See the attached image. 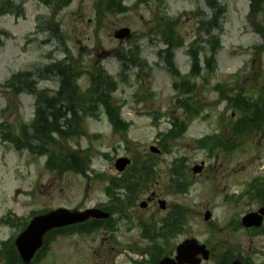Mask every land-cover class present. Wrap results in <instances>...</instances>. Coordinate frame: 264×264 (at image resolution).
Listing matches in <instances>:
<instances>
[{"label":"rangeland","instance_id":"1","mask_svg":"<svg viewBox=\"0 0 264 264\" xmlns=\"http://www.w3.org/2000/svg\"><path fill=\"white\" fill-rule=\"evenodd\" d=\"M98 1L73 0L59 8L55 2L12 0L15 6L21 3L23 16L0 15V31H5L0 33V125L18 134L23 124L30 125L35 108L33 94L23 90L15 94L4 83L13 74L28 71L30 81L53 97L59 89L60 77L55 71L44 72V65L53 61L74 65L80 92L90 87L93 74L101 67L112 81L109 85L102 83L100 88L108 94L111 106L120 107L121 118L130 122L129 130L113 132L105 109L99 105V110L87 111L94 115L83 116L76 125L75 131L80 130L82 135L73 134L56 141V153L88 156L90 165L84 174L72 170L57 174L44 166L45 157L24 149L16 150L0 135V242L9 239L12 242L23 229L19 224H6L7 215L26 220L33 213L59 206L82 211L108 203L106 184L110 178L121 175L114 168V160L124 155L151 153L148 147L159 145L158 140H163L158 133L170 128L171 119L176 121L181 117L187 123V131L175 141L166 142L165 149L161 145L162 152L154 158L149 156L156 163L150 188L139 190L134 203L130 202L121 214L112 216L113 232L94 228L91 232L53 234V239L47 242L49 247L39 253V260L34 264H134L131 258L151 264L147 260L143 262V257L151 256L154 240L162 242L157 238L142 239L141 233L151 225L157 228L173 204L188 208L183 212L186 232L167 238L168 244L163 247L166 253L173 251L184 237H195L211 248V255L202 264H216V253L224 248L243 251L254 245L264 252L263 235H248L240 230L229 232L230 219L238 218L246 203L220 202L222 189L236 190L250 174L257 175L260 171L259 165L264 163V136L250 131L243 134L245 141L228 138L232 148L219 150L211 157L194 143L195 138L218 128L219 112L225 105L216 92L217 86L221 87L219 82H232L230 77L235 76L242 83L236 90L249 89L254 94L264 86V52L260 47L264 31H258L260 24L264 25V2L262 13L254 12L251 16L250 0H212L215 9L207 0H162L160 4V0H125L120 5L123 10L116 7L108 10ZM190 10L202 12L206 20L212 14L215 18L201 28L202 16H194ZM162 15L170 20L177 18L172 27L183 45L177 48L174 60L182 78L191 82L185 92L173 88L177 77L157 58V52L164 47L160 35L166 27L163 21L158 22ZM120 27L131 29L130 38L113 37ZM216 38L220 40V49L215 63L208 67L203 58L208 55V45ZM189 48H198L200 71L196 76L189 75ZM132 55L137 57V63L129 60ZM87 96L97 98L91 91ZM177 100L184 106L177 105ZM200 105L203 110L191 112ZM220 131L223 132L222 126ZM180 157L186 160L189 178L193 175L191 166L206 161L203 171L191 179L189 190L181 194L172 190L167 179L169 166L174 165L172 160ZM214 171H218L220 179L213 184L208 173ZM150 190L165 200L166 209L159 208L156 201L147 209L138 207V202L145 200ZM205 209L213 215L208 221L203 219ZM110 252L115 259L107 256ZM0 264L4 260L0 259Z\"/></svg>","mask_w":264,"mask_h":264},{"label":"trees","instance_id":"2","mask_svg":"<svg viewBox=\"0 0 264 264\" xmlns=\"http://www.w3.org/2000/svg\"><path fill=\"white\" fill-rule=\"evenodd\" d=\"M1 32H4L1 30ZM173 34H167V39H165L168 46H172L174 44ZM217 40V39H216ZM218 42V40H217ZM217 43L216 41L213 42L212 51L216 49ZM174 46V45H173ZM166 52V64L167 67L172 71L173 74H178L179 71L177 70L176 66L174 65L173 60V52L171 48H167L164 50ZM163 52V53H164ZM192 72L194 74L198 73V59H197V50H192ZM161 53V52H160ZM46 72L55 71V75L60 77V85L59 89L56 92L54 97H49L45 90H37L35 89L34 81H30V79L24 73H16L10 76L9 81L5 83V87L7 86L11 90L15 92V94L20 93L21 90H26L30 93H35L37 106H36V117L34 118L33 123V133L34 136L39 140L37 146H32L28 143V135L25 133L24 127L22 128V136L15 137L10 132L6 135H3V138L8 139L9 141L13 142L15 147L22 148L23 146L28 147L32 152L41 153L43 155H48V164L50 166H56V168L65 169L75 168L77 170L78 166H83V160L77 156L68 154H56L55 150L53 149L54 144L56 145L57 138L59 137H67V135L72 134L74 131V127L76 126V117L78 115L79 110L85 111L86 109L90 108L91 105L85 106V102L92 101L93 104H97V101H102L106 112L110 119H112L113 124H117L118 118V108L116 111L110 108L111 105L108 102V94L105 93V90L100 88L102 83L105 85H109L112 81L110 77H108L102 69L98 70L96 74H93L92 81L93 84L98 86H93L91 89L92 96L95 95L96 97H100L98 99H93L91 96L84 95L85 100L78 99V87L76 85V75L74 76L75 72L72 67L63 64V63H53L46 65L44 67ZM183 87L182 90H187L186 85L184 84V79L179 78ZM177 86V85H176ZM107 91V89H106ZM111 88L109 87L108 93H110ZM89 93V92H87ZM104 93V94H103ZM89 97V98H88ZM180 105L181 100L178 101ZM184 106V104H183ZM60 119H63L62 121ZM57 136V137H56ZM56 137V138H55ZM143 169V168H142ZM116 183L115 181L112 182Z\"/></svg>","mask_w":264,"mask_h":264},{"label":"flooded vegetation","instance_id":"3","mask_svg":"<svg viewBox=\"0 0 264 264\" xmlns=\"http://www.w3.org/2000/svg\"><path fill=\"white\" fill-rule=\"evenodd\" d=\"M137 1L143 2L144 0ZM261 9L258 11L259 13H262ZM260 29L262 32L264 31L263 24H260ZM261 45V52L263 53L264 38L262 39ZM223 88L221 86L219 89L220 99H223L226 103H232L227 104V107L231 108V111L227 113L224 112V108H222V113L219 115L216 122L218 128L212 130V132L217 131V136L222 142H226L228 138H232L234 135H236L239 140L241 138L242 141H245L243 134L250 131L256 135L259 133L264 136V86L255 94L249 89L244 91L239 88L236 90L237 86L233 83V81ZM226 91L230 96L227 95ZM221 126L223 127L222 133L220 131ZM227 135L231 137H227ZM212 140L209 138V142H212ZM259 168L260 171L256 173L257 175L250 174L245 183L236 190L222 189L220 191V197H222V200L224 195H232V199L226 200V202L230 203V205L240 204V201H244L246 203L245 209L238 212V218H236L238 221L234 219L229 221V232H237L240 230L248 235L254 234L264 236V214L260 212V210H264V163L259 165ZM219 173L221 176L223 175L222 172ZM252 175L255 176L251 177ZM208 177L213 184L219 182L220 179L218 171L209 172ZM156 198L157 195L152 196L148 201L152 202L156 200ZM249 212H258V214H260L259 217L261 224L259 226H250V228H246L243 224H241V217ZM184 226L185 224H183L180 228V232H183L185 229ZM224 250L226 249L224 248L223 251L221 250L216 253L215 259L217 264H229L233 260L237 259L241 261V264H264V252L254 245L249 246L246 250L242 249L244 252L241 250L239 251L238 249ZM109 254H107V256H109ZM167 254L173 255V251H170Z\"/></svg>","mask_w":264,"mask_h":264},{"label":"water","instance_id":"4","mask_svg":"<svg viewBox=\"0 0 264 264\" xmlns=\"http://www.w3.org/2000/svg\"><path fill=\"white\" fill-rule=\"evenodd\" d=\"M127 34V29H121L116 34V37L122 38ZM117 161L120 164L119 169H121L127 160L120 158ZM193 169L194 171H197L200 168L196 166ZM89 215L99 216L100 213L95 210H86L82 213H78L75 211L69 212L68 210L59 208L56 211L49 212L47 215H39L30 221L27 229L22 232L21 235L17 238L16 244L17 246H19L22 255L28 258L31 252L39 247L42 236L45 230L49 229V227L60 226L62 224H68L73 221H82V219L88 217ZM202 249V246L196 244L195 239L186 240L183 242V244L178 246V255L176 256V259L179 261V263L189 262L190 264H198V260L194 259V256L195 253L201 251ZM206 256L207 251L204 257ZM159 264H172V262L170 263L162 260V262ZM232 264L238 263L235 261Z\"/></svg>","mask_w":264,"mask_h":264}]
</instances>
